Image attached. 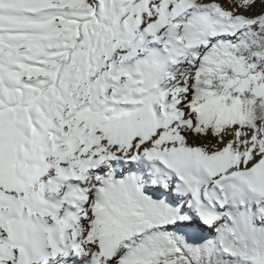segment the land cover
Wrapping results in <instances>:
<instances>
[{
	"label": "snow or ice",
	"instance_id": "1",
	"mask_svg": "<svg viewBox=\"0 0 264 264\" xmlns=\"http://www.w3.org/2000/svg\"><path fill=\"white\" fill-rule=\"evenodd\" d=\"M0 264H264V0H0Z\"/></svg>",
	"mask_w": 264,
	"mask_h": 264
}]
</instances>
